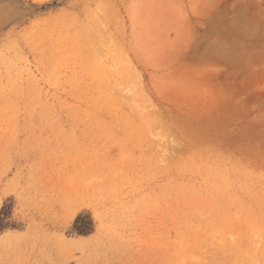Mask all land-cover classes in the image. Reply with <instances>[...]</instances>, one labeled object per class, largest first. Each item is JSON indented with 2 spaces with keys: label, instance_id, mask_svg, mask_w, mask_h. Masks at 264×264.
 Instances as JSON below:
<instances>
[{
  "label": "rangeland",
  "instance_id": "1",
  "mask_svg": "<svg viewBox=\"0 0 264 264\" xmlns=\"http://www.w3.org/2000/svg\"><path fill=\"white\" fill-rule=\"evenodd\" d=\"M4 207L0 264H264V0H0Z\"/></svg>",
  "mask_w": 264,
  "mask_h": 264
},
{
  "label": "trees",
  "instance_id": "2",
  "mask_svg": "<svg viewBox=\"0 0 264 264\" xmlns=\"http://www.w3.org/2000/svg\"><path fill=\"white\" fill-rule=\"evenodd\" d=\"M6 207H4L0 213V230L4 228V217L6 214ZM93 221L88 215H80L74 224V230L82 236H86L92 233L93 231Z\"/></svg>",
  "mask_w": 264,
  "mask_h": 264
},
{
  "label": "bare ground",
  "instance_id": "3",
  "mask_svg": "<svg viewBox=\"0 0 264 264\" xmlns=\"http://www.w3.org/2000/svg\"><path fill=\"white\" fill-rule=\"evenodd\" d=\"M122 93H124V95H123ZM122 93H121L122 96H124V97H126V98H127V97L130 98L129 96H125V93H126V92L123 91ZM128 93H129V91H128ZM127 95H128V94H127ZM122 98H123V97H122ZM126 98H125V99H126ZM131 99H132V98H130V101H131ZM126 100H127V99H126ZM128 100H129V99H128ZM159 144H160V143H159ZM157 147H159V146H157ZM161 151H162V150H161ZM256 235H257V234H256ZM257 237H258V236H257ZM185 252H187V251H185Z\"/></svg>",
  "mask_w": 264,
  "mask_h": 264
}]
</instances>
